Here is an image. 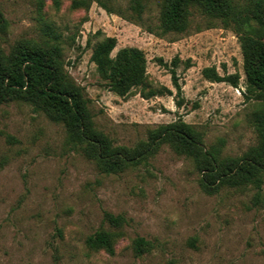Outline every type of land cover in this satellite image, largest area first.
<instances>
[{"label":"rangeland","instance_id":"rangeland-1","mask_svg":"<svg viewBox=\"0 0 264 264\" xmlns=\"http://www.w3.org/2000/svg\"><path fill=\"white\" fill-rule=\"evenodd\" d=\"M72 1L0 0L8 21L0 47L7 52L20 39L59 43L65 71L83 88L95 126L114 145L133 146L178 118L198 129L206 146L221 140L223 155H241L256 142L251 118L258 105L243 94V55L232 24L191 7L184 31L161 33L160 0L145 2L141 20L128 9L129 0H106L111 12L94 0L88 7ZM105 36L116 39L111 55L125 46L143 51L144 92L167 87L171 94L109 90L90 59L92 45ZM174 58L180 106L169 70ZM206 66L237 72V86L206 79ZM200 175L192 159L166 143L144 164L103 173L67 141L61 123L27 103H3L0 264H264V180L259 190L222 186L208 193ZM104 212L125 222L112 228ZM100 228L116 232L112 254L85 242ZM137 236L152 243L141 254L132 245Z\"/></svg>","mask_w":264,"mask_h":264},{"label":"trees","instance_id":"trees-1","mask_svg":"<svg viewBox=\"0 0 264 264\" xmlns=\"http://www.w3.org/2000/svg\"><path fill=\"white\" fill-rule=\"evenodd\" d=\"M92 0H73L72 6L88 7ZM106 11L113 8L106 0H94ZM147 0H129L128 9L141 20ZM191 7L204 14L220 19L235 29L239 36L243 55V69L246 78L245 99L257 101L251 124L256 142L241 155L222 154L223 142L206 146L202 133L181 118L160 124L149 131L147 139L133 146L114 145L103 131L95 126L88 107V98L83 88L65 71L62 48L57 42L44 45L27 39L16 41L5 52L0 47V105L9 101L27 103L34 111L44 113L50 120L61 123L67 141L79 147L83 154L94 161L97 168L106 174L117 173L129 166L144 164L161 144H168L175 152L183 154L195 163L200 172L199 185L208 193L218 191L222 186L251 185L257 190L264 180V0H247L237 4L234 0H160L159 28L161 33L182 32L187 28ZM8 27V21L0 10V34ZM116 39L105 36L92 45L90 55L95 68L109 90L117 95H128L133 88L148 87L146 59L143 51L134 46L112 50ZM171 79L176 88V104L183 103L182 88L172 61ZM185 65L190 66L189 59ZM202 75L214 82H228L237 86L239 74L218 73L215 66H206ZM171 94L167 87L148 88L146 97ZM104 219L110 227L118 228L124 222L122 215L104 212ZM116 232L100 228L86 237V244L92 249H104L112 254ZM133 249L141 254L152 245L142 236L134 238Z\"/></svg>","mask_w":264,"mask_h":264}]
</instances>
